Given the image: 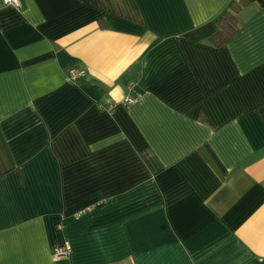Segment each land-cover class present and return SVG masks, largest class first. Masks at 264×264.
<instances>
[{"label": "crops", "instance_id": "0c3cea01", "mask_svg": "<svg viewBox=\"0 0 264 264\" xmlns=\"http://www.w3.org/2000/svg\"><path fill=\"white\" fill-rule=\"evenodd\" d=\"M232 1L0 4V264H264V0L215 46Z\"/></svg>", "mask_w": 264, "mask_h": 264}, {"label": "trees", "instance_id": "16d2710c", "mask_svg": "<svg viewBox=\"0 0 264 264\" xmlns=\"http://www.w3.org/2000/svg\"><path fill=\"white\" fill-rule=\"evenodd\" d=\"M243 5L239 0H233L230 6L217 19V31L210 40L215 46H219L230 39L238 30L237 14Z\"/></svg>", "mask_w": 264, "mask_h": 264}, {"label": "built area", "instance_id": "2783aa9c", "mask_svg": "<svg viewBox=\"0 0 264 264\" xmlns=\"http://www.w3.org/2000/svg\"><path fill=\"white\" fill-rule=\"evenodd\" d=\"M0 4L11 5V6H14V7H17V8H19L21 6L20 0H0ZM82 73L83 72L77 71L74 68H69V70H68L69 77L72 80H77L79 78V76L82 75ZM126 88H127V90L129 92H132L133 91V83L127 84ZM139 97H140L139 94H136V95L127 94V95H125L123 97L122 103L125 106H131V105H133V104H135L137 102V100L139 99ZM111 109H112V105L111 104H108L106 106V110L109 111ZM69 252H70V246L68 244L63 245L61 247L56 248L53 251L52 258H53V260L59 259L61 257L66 256Z\"/></svg>", "mask_w": 264, "mask_h": 264}]
</instances>
